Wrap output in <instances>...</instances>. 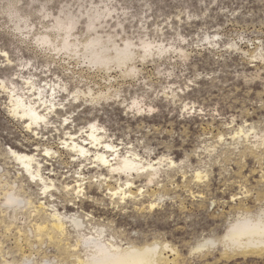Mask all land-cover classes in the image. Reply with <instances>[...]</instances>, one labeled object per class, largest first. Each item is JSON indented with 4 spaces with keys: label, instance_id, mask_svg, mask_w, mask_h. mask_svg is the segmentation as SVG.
<instances>
[{
    "label": "rangeland",
    "instance_id": "374dc122",
    "mask_svg": "<svg viewBox=\"0 0 264 264\" xmlns=\"http://www.w3.org/2000/svg\"><path fill=\"white\" fill-rule=\"evenodd\" d=\"M83 1L87 0H0V81L8 87L12 82L20 87L22 76L27 78L32 72L42 86L64 81L69 90L78 85L84 90L91 87L95 93L119 92L117 99L113 97L95 109L84 102V111L76 113V125L96 120L108 129L115 144L124 147L122 153L125 147L134 146L145 159L167 155L176 167L164 165L155 182L145 187L144 195L119 204H115L118 199L110 197L108 188L117 185L115 179L100 180L103 177L99 172L111 175L106 170L87 168L82 202L73 206L59 198L58 209L67 214H89L93 226H105L107 234H114L125 246H142L150 241L169 243L177 255H167L176 258V264H264V253L227 257L222 246L192 251L198 242L221 237L228 223L243 212L255 214L263 207L264 147L251 149L252 138L247 142L232 135L246 123L254 124L260 135L264 133V60L251 59L264 48V0H113L122 27L112 21L103 24L100 33H119V44L127 39L135 44L149 40L182 48L184 53L170 52L160 60L155 56L144 65H139L136 58L142 69L139 79H125L119 70H113L110 74L117 81L112 84L102 68H91L78 57L36 47L35 37L55 22L53 16L46 18L44 11L40 12L43 4L57 16L66 4L77 8ZM18 16L28 19L32 26L29 33L16 29V23L24 24ZM84 26L79 31L83 39L87 36ZM207 37L215 44H210ZM232 44L237 47L232 48ZM25 65L28 71L21 73ZM170 87L179 94L178 99L165 96L164 91L170 92ZM133 98L146 104L141 115L129 110ZM9 104L7 92L0 87V175L4 181L15 180L21 197L33 198L38 205L39 187L23 180L17 165L6 155L9 148L25 151L35 145L24 122L9 113ZM220 135L224 139L220 140ZM46 136L45 145L61 147L63 129ZM72 160L64 152L47 168L55 169L58 182L68 183L78 175L75 172L81 171L79 162ZM198 169L208 177L197 181L194 173ZM135 180L136 187L147 183L144 176ZM2 192L0 186V205ZM153 199L156 206L150 209L147 204ZM25 203L23 200L22 206ZM11 215L0 206V264H22L25 256L32 264L62 258L48 238H36L34 216L21 214L18 222L12 223ZM70 241L74 243V239Z\"/></svg>",
    "mask_w": 264,
    "mask_h": 264
},
{
    "label": "bare ground",
    "instance_id": "6f19581e",
    "mask_svg": "<svg viewBox=\"0 0 264 264\" xmlns=\"http://www.w3.org/2000/svg\"><path fill=\"white\" fill-rule=\"evenodd\" d=\"M52 1L54 0H48V2ZM42 11L46 18L53 16L55 22L35 37L36 47L56 51L57 54L64 53L78 57L80 62L83 59V63H88L87 65L91 68H102L107 73L106 80L109 84L117 81L116 77L110 74L113 70H119L125 79H135L142 71L137 65L138 60L139 65H144L146 60L154 59L155 56H158L160 60L170 52L184 53L182 48L163 46L164 43L154 44L149 40H142L140 44H135L127 39L119 44L116 40L119 33L112 34L110 32L106 35L100 33L103 24L109 25L112 21L116 23L115 26L122 27L121 16L113 6V0H87L78 4L77 8L75 5L66 4L57 16L50 12V7L46 4L42 5L40 12ZM18 17L20 21H24V24L16 23V29L22 34L25 33L24 30L29 33L32 26L28 23V19ZM82 24L85 25L87 31V36L84 39L80 37L81 33L79 34ZM206 40L210 44H215L210 37H207ZM234 46L237 47V44L231 45L232 48ZM263 49L261 47L260 52L254 53L251 59L261 58L264 60ZM136 58L139 59L136 61ZM28 63L30 65L31 62ZM25 70H27L26 65L20 72ZM29 74L27 78L22 76L23 85L20 87L14 82H12V87L11 85L8 87L2 79L0 87L8 94L9 113L17 120L24 122L26 131L33 136L35 145L31 150L17 151L9 148L6 155L17 165V170L23 180L26 179L30 184L39 187L37 193L39 204L35 205L32 201L33 198H22L16 189L17 182L15 180L9 182L6 179L4 181L0 175V186L3 190V200L0 206L12 213V223H17L21 214L28 213L30 216H34L36 218L34 224L36 238L39 240L43 237L48 238L49 244L54 246L58 254L62 256L61 259L56 256L61 261L60 263L55 257L54 260L46 259L44 262L35 264H176V258L170 259V255H167L170 252L173 253L172 255L176 254L175 249L169 243L150 241L142 246L134 243L125 246L123 240L119 241L112 233L107 234L108 230L105 226H93V223H90L91 216L89 214L83 216L77 212L67 214L66 211L61 212L56 204L59 198L69 201L73 206L82 202V194L84 196L87 184L85 174L87 168L106 170L111 175L110 177L103 176L99 172L98 176L103 177L100 180L110 182L111 179H115L117 185H108L110 190L108 191L111 198L118 199L115 204H119L120 201L124 203L129 197L137 200L139 196L144 195L145 187L155 182L156 176L160 173L159 169L164 165L173 167L176 162L167 155H159L157 160L145 159L144 155L139 153L134 146L125 147L126 152L122 153L121 150L124 147L115 144L108 129L96 120L88 121L80 127L76 125V113L84 111V108H81L84 102L87 106L95 109L97 106L109 102L113 97H118L119 92L114 90L116 93L112 95L110 92L104 91L95 93L91 87L84 90L78 85L73 90H69L64 81H62L63 83L46 82L42 86V83L39 82V84L35 80V74L32 72ZM164 94L173 100L179 97V94L171 87L170 92L164 91ZM145 105L140 99L133 98L128 107L129 110L134 109L141 115L146 111ZM148 107V110L154 111L152 106ZM229 127L233 126L229 125ZM255 127L254 124L247 123L240 125L238 128L235 127L232 136L233 138L238 137V139L243 137L247 142L252 138L251 149H260L262 146L264 147V133L260 135ZM60 128L63 129V136L60 137L61 147L55 149L45 145L43 142L49 138L46 134L54 131L59 132ZM219 138L222 140L224 136L220 135ZM64 152L73 158L72 161H78L81 166V171L74 174L78 175L68 183H62V180L58 182V179L54 178L57 174L55 169L47 168V166L53 165V161L62 158ZM88 165L91 166L88 167ZM203 173L199 169L195 171L194 175L197 181L208 177L207 173ZM142 176L146 177L147 183L144 186L136 187L135 179ZM123 177L125 178L123 179ZM92 186L93 183L89 182V187ZM136 188L137 190L134 191ZM23 200L26 202L24 206H22ZM147 205L150 209H154L156 203L153 199ZM262 206L255 214L249 211L243 212L228 223L227 230L221 237L208 238L198 242L192 251L203 252L205 249H211L210 247L222 246L227 257L229 255H262L264 253V203ZM30 231L33 232L32 229ZM72 239H74V243L70 241ZM29 259L30 257L25 256L22 264H32Z\"/></svg>",
    "mask_w": 264,
    "mask_h": 264
},
{
    "label": "snow or ice",
    "instance_id": "6c2138e0",
    "mask_svg": "<svg viewBox=\"0 0 264 264\" xmlns=\"http://www.w3.org/2000/svg\"><path fill=\"white\" fill-rule=\"evenodd\" d=\"M105 163H107V161H105ZM45 191H47V189H45Z\"/></svg>",
    "mask_w": 264,
    "mask_h": 264
},
{
    "label": "clouds",
    "instance_id": "9594fccd",
    "mask_svg": "<svg viewBox=\"0 0 264 264\" xmlns=\"http://www.w3.org/2000/svg\"><path fill=\"white\" fill-rule=\"evenodd\" d=\"M33 264H35V262H33Z\"/></svg>",
    "mask_w": 264,
    "mask_h": 264
}]
</instances>
